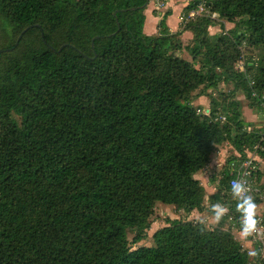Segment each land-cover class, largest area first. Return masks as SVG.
<instances>
[{
    "label": "trees",
    "instance_id": "trees-1",
    "mask_svg": "<svg viewBox=\"0 0 264 264\" xmlns=\"http://www.w3.org/2000/svg\"><path fill=\"white\" fill-rule=\"evenodd\" d=\"M148 2L0 0V264H248L229 229L198 221L167 220L153 245L130 243L144 238L157 202L203 209L195 174L215 145L230 142L240 159L264 144L233 96L241 90L264 116V0H206L238 18L215 40L210 15L171 32L166 11L157 33H144ZM185 30L193 61L174 54ZM242 42L263 50L255 70L235 67ZM220 82L232 84L221 102L211 98L207 113L192 104ZM233 175L208 196L212 206L231 195L226 218L237 211ZM252 179L264 221L258 169Z\"/></svg>",
    "mask_w": 264,
    "mask_h": 264
},
{
    "label": "rangeland",
    "instance_id": "rangeland-1",
    "mask_svg": "<svg viewBox=\"0 0 264 264\" xmlns=\"http://www.w3.org/2000/svg\"><path fill=\"white\" fill-rule=\"evenodd\" d=\"M155 5H156V0H149L148 4L146 5V8L147 7L153 8V6ZM205 9H206L205 11L195 13L194 15L189 16V17H187L188 13L187 12L185 13L183 11V14L185 16L179 15L180 25L185 24L186 21H190V20L194 21L198 19L200 16L210 15V18L213 21H212V25L208 26L207 32H208L209 37L215 40L216 38L213 36V34L215 33L223 34L225 32L227 33L230 29L234 27V25L238 21V18H235L234 21H230L224 17H221L216 12H212L213 14H211V12L209 11V8L207 7ZM150 22L151 21L149 20L147 23V29H148V26L150 25ZM176 38H178V41L181 42L182 47L179 50L174 51V54L184 59H187L189 61H193L192 56L190 55V51H191L190 47L193 44V35L188 36L186 35V33H182L181 35H178ZM240 52H241L240 61L239 62L237 61L235 63V67L240 66V68H242L241 64L248 62L249 65L253 64V67L255 70L256 66L261 62L260 56L263 52L262 48L258 46H249L246 43L242 42L240 46ZM231 89H232V84L230 82H220L217 88L210 89L207 91V93L205 91H202L199 96L193 93L195 95L192 94V97H193L192 104L194 106H198L200 108L206 109L209 107L211 98L214 99L216 102L217 101L221 102L222 98L225 95L230 94L229 92ZM199 90L200 89H198L197 92ZM233 96L236 100L239 101V108L241 111L242 118L246 120L247 122H250V125L247 126L246 129L248 130L255 129L259 131L261 135H264V116L261 115L262 114L261 111L258 110L256 106H253L250 104V101L247 98H245L241 90L235 91ZM220 111L222 112L221 109ZM263 138L264 136L261 139ZM212 153L219 154L220 156L219 161L224 162V163L220 167H217L219 168L218 169L219 173L217 177H215V174H213L212 177L210 175L211 178H209L208 180H205V181L199 180L200 182L203 183V184L201 183V185L203 186L204 193H205L206 203L204 202V206H203V209H205L204 212L199 213V211L201 210L198 211L196 209H194V211L187 212L183 209L176 208L174 205L164 204L161 202L155 203L153 212L150 216V222H151L150 226L146 230L144 238L137 241L136 243H133V242L130 243V246L132 249L138 246H142V245L144 246L153 245V240H152L153 232L156 229L160 228L161 226L165 225L167 223V220H171V219L198 221V222L203 223L208 228H213V227L220 225L225 229H229L234 235V237L241 242L244 249H246L245 248L246 246H249L247 241H245L244 239H241V235L243 234V230L240 229L241 227L239 228V225L237 223H233L232 222L233 220L229 219L228 217L229 215H227V218L224 215V212L225 213L228 212V207L226 206V204L229 203L227 200L232 198L231 195L227 196V200H219V201L217 200L214 203V205H220L224 209V212L219 217V219H217L215 215V212L213 209L214 205L210 206L209 201L207 199L208 197L206 195L209 194L210 196L216 191L217 180L221 176H223L222 168H224L226 171H228L229 168H231V173L237 174L240 169V166L241 167L243 166V162L247 158L253 159V162L256 164L255 166L258 168V171L260 172V182H264V144L259 142L258 144L256 143L251 149L246 148V152H245L246 156L240 159H235V156H240V154L239 152L235 150L233 145L228 141H223L222 143L215 145L211 154ZM229 160H234V161L229 165L228 164ZM212 186H214L215 188L213 189ZM210 190L211 191L213 190V193H208L210 192ZM263 204H264V199L261 202L260 207L263 206ZM239 230L241 232H239ZM133 235H134L133 231L128 230L127 238L129 241L132 240ZM249 257L250 259H249L248 264H253L254 262L255 263L257 262L255 261L256 257H254L253 255H249Z\"/></svg>",
    "mask_w": 264,
    "mask_h": 264
},
{
    "label": "built area",
    "instance_id": "built-area-1",
    "mask_svg": "<svg viewBox=\"0 0 264 264\" xmlns=\"http://www.w3.org/2000/svg\"><path fill=\"white\" fill-rule=\"evenodd\" d=\"M205 2L206 0H200L197 6L192 8L188 12V17L194 15L195 13L205 11L206 10ZM181 16H185V15L181 14ZM202 110H204L206 113L209 111L208 108L202 109ZM255 165L256 164L253 162V159L251 158L245 159L243 162V166L242 167L240 166L238 173L233 175L229 179V182H228L231 189H232L233 183L240 182L241 184H243L246 189L244 194L247 196H251L252 200H253V193L254 191L257 190V188L254 186V181L252 179V175L255 174L256 170L258 169ZM234 198L236 199L235 196ZM236 207H237V211L232 214L230 213V215L228 216L229 219L233 220L232 221L233 223H238V221L242 222V214L235 218V214L238 212H241L238 208V200L236 203ZM251 218H252L253 224L249 232L245 233L243 230V227H241V229L243 230L242 239L247 241L249 244V246L245 247L246 248L245 250L247 251V254L253 255L254 257H256L255 261L257 262L256 263L254 262L253 264H264V221H263L262 216L259 213V210L256 209V207H254L253 209ZM255 246L258 248L257 256H255L256 255Z\"/></svg>",
    "mask_w": 264,
    "mask_h": 264
},
{
    "label": "crops",
    "instance_id": "crops-1",
    "mask_svg": "<svg viewBox=\"0 0 264 264\" xmlns=\"http://www.w3.org/2000/svg\"><path fill=\"white\" fill-rule=\"evenodd\" d=\"M192 0H156V5L153 6V8H144V23H143V31L148 34V35H153L157 33V23L160 19V17L163 15L164 12L169 11L170 14L166 16V24L171 32H174L180 28V23H179V18L181 14H183V9L184 6L187 5V3L191 2ZM150 4V3H149ZM154 5V4H153ZM149 6V5H148ZM150 22V25L148 26L147 29V23L148 21ZM182 33H186V35L192 36L193 33L190 30H185ZM202 96V95H201ZM198 100V99H197ZM220 156L217 153H212L209 159V162L207 165L199 170L196 174L195 177L198 178L200 181H205L208 180L209 178L212 177L213 174L215 176H218L219 173V168L221 165H223L224 162L219 161ZM223 175L224 172L226 171L224 168H222ZM212 173V174H210ZM211 175V177H210ZM202 183V182H201ZM203 184V183H202ZM214 189L215 187L212 186ZM210 188V189H212ZM208 193H213V190ZM207 197L209 194L206 195ZM208 199V198H207ZM206 203V200L204 201ZM205 209H202L199 211V213L204 212ZM194 211V210H192ZM241 232V231H239ZM243 235V234H242ZM241 235V239H242Z\"/></svg>",
    "mask_w": 264,
    "mask_h": 264
},
{
    "label": "clouds",
    "instance_id": "clouds-1",
    "mask_svg": "<svg viewBox=\"0 0 264 264\" xmlns=\"http://www.w3.org/2000/svg\"><path fill=\"white\" fill-rule=\"evenodd\" d=\"M246 189L240 182L233 183L232 192L238 200V208L242 213V227L245 233L249 232L252 228V213L255 207L252 197L245 195ZM217 219L223 214L224 209L220 205L213 206Z\"/></svg>",
    "mask_w": 264,
    "mask_h": 264
},
{
    "label": "water",
    "instance_id": "water-1",
    "mask_svg": "<svg viewBox=\"0 0 264 264\" xmlns=\"http://www.w3.org/2000/svg\"><path fill=\"white\" fill-rule=\"evenodd\" d=\"M27 28L28 27H26V28H24L23 30H22V32L19 34V36H18V39L22 36V34L27 30ZM18 39H17V41L15 42V45L18 43ZM2 51V49H0V52Z\"/></svg>",
    "mask_w": 264,
    "mask_h": 264
}]
</instances>
